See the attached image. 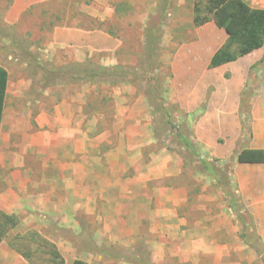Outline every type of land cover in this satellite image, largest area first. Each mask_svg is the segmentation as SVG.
<instances>
[{
	"label": "rangeland",
	"instance_id": "obj_1",
	"mask_svg": "<svg viewBox=\"0 0 264 264\" xmlns=\"http://www.w3.org/2000/svg\"><path fill=\"white\" fill-rule=\"evenodd\" d=\"M111 1L0 0V264H264L230 120L172 70L205 0Z\"/></svg>",
	"mask_w": 264,
	"mask_h": 264
},
{
	"label": "crops",
	"instance_id": "obj_2",
	"mask_svg": "<svg viewBox=\"0 0 264 264\" xmlns=\"http://www.w3.org/2000/svg\"><path fill=\"white\" fill-rule=\"evenodd\" d=\"M98 2L112 1L98 0ZM122 2H124V16H131L133 1ZM139 2L161 1L140 0ZM162 2H195V0H162ZM117 8L113 10L115 14ZM22 9H25V6ZM185 22L187 35L193 37V40L180 46L172 70L187 71L189 77L195 81H204L206 94L208 91L210 95L209 100L220 103L221 109L216 113L206 114L205 119L209 117L230 120L226 126H222L225 143L215 148L213 144L216 142L206 141V147L215 148L226 155L238 151L237 156H239L243 150H259L264 153V46L236 61L213 68L210 66L212 57L227 42L229 35L213 20L197 27L194 13L190 10ZM177 31L172 30L170 37L174 38V34L178 35ZM173 81L177 83L176 80ZM172 88L171 95L174 96L175 86L172 85ZM243 103L250 107L247 109ZM244 119H248L250 125L247 133L244 132L241 121ZM236 170V183L243 198L250 201L252 215L258 222L257 225L259 224L258 235L261 236L264 244V161L243 163L238 160Z\"/></svg>",
	"mask_w": 264,
	"mask_h": 264
},
{
	"label": "trees",
	"instance_id": "obj_3",
	"mask_svg": "<svg viewBox=\"0 0 264 264\" xmlns=\"http://www.w3.org/2000/svg\"><path fill=\"white\" fill-rule=\"evenodd\" d=\"M194 13L197 27L213 20L229 35L227 42L212 57L210 66L213 68L236 61L264 46V8H253L244 0H205L203 8L195 4ZM8 79L7 71L0 67V131L6 108ZM180 137L189 148H194L191 141L182 135ZM238 160L243 163L264 161V153L259 150H243ZM17 225L15 215L0 211V244L9 230ZM73 264L88 263L76 260Z\"/></svg>",
	"mask_w": 264,
	"mask_h": 264
},
{
	"label": "built area",
	"instance_id": "obj_4",
	"mask_svg": "<svg viewBox=\"0 0 264 264\" xmlns=\"http://www.w3.org/2000/svg\"><path fill=\"white\" fill-rule=\"evenodd\" d=\"M253 8H264V0H244Z\"/></svg>",
	"mask_w": 264,
	"mask_h": 264
}]
</instances>
